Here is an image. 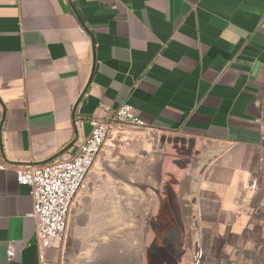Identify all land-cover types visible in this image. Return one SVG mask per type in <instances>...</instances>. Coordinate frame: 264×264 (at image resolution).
<instances>
[{
  "label": "crops",
  "instance_id": "1",
  "mask_svg": "<svg viewBox=\"0 0 264 264\" xmlns=\"http://www.w3.org/2000/svg\"><path fill=\"white\" fill-rule=\"evenodd\" d=\"M122 102L154 129L110 136L132 168L102 176L125 187L83 184L40 249L15 169L73 154ZM263 120L264 0H0V264H200L239 226ZM136 192L148 218L120 236L109 213Z\"/></svg>",
  "mask_w": 264,
  "mask_h": 264
},
{
  "label": "built area",
  "instance_id": "2",
  "mask_svg": "<svg viewBox=\"0 0 264 264\" xmlns=\"http://www.w3.org/2000/svg\"><path fill=\"white\" fill-rule=\"evenodd\" d=\"M127 127L154 134L127 103H120L110 117L93 121L89 134L70 155L57 158L37 166H19L15 169L19 185L30 189L33 209L30 216L35 223V239L40 249L61 242L67 232V220L75 198L82 188L99 153L105 147L110 136ZM5 169L0 165V170ZM252 186L256 180L252 179ZM15 251L6 252L10 261ZM45 264V263H42Z\"/></svg>",
  "mask_w": 264,
  "mask_h": 264
},
{
  "label": "rangeland",
  "instance_id": "3",
  "mask_svg": "<svg viewBox=\"0 0 264 264\" xmlns=\"http://www.w3.org/2000/svg\"><path fill=\"white\" fill-rule=\"evenodd\" d=\"M129 130H132V132L138 131L131 128ZM149 136L147 133L140 135L138 141L145 142ZM109 140L99 153L96 164L86 177L85 188L115 187L118 184L125 187L123 184L126 181L105 179L102 176L105 173H118L123 169L132 168L130 165L126 167L124 160H121V157L124 156L123 152L127 153V150L121 147L119 143H113L111 139ZM128 150L129 152L133 151L132 148ZM253 179L256 180V185L252 186L251 180L247 186L242 210L240 211L239 226L235 228V231L225 241H211L207 238L206 242L201 245L203 254H201L199 260L200 264H209V262L211 264H264V146L261 164ZM145 182L143 180L136 181V183ZM122 196L120 198L119 209H115L109 215L118 221V235L124 237L130 236L132 233L138 235V231L141 230V227L148 218L149 202L142 194H138L137 192L134 198L128 194ZM127 223L129 225L133 223L134 228H129L128 230L120 228L121 225H126ZM108 229L110 230L111 228ZM125 246V244L118 245L120 250ZM91 253L93 252L91 251ZM210 256L213 257L211 261L205 259V257L209 259Z\"/></svg>",
  "mask_w": 264,
  "mask_h": 264
}]
</instances>
